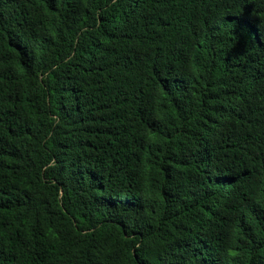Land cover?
<instances>
[{"label": "trees", "instance_id": "trees-1", "mask_svg": "<svg viewBox=\"0 0 264 264\" xmlns=\"http://www.w3.org/2000/svg\"><path fill=\"white\" fill-rule=\"evenodd\" d=\"M0 264H264V0H0Z\"/></svg>", "mask_w": 264, "mask_h": 264}]
</instances>
